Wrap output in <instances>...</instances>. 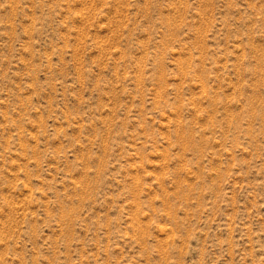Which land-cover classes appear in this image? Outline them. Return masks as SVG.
Segmentation results:
<instances>
[{
  "label": "rangeland",
  "instance_id": "rangeland-1",
  "mask_svg": "<svg viewBox=\"0 0 264 264\" xmlns=\"http://www.w3.org/2000/svg\"><path fill=\"white\" fill-rule=\"evenodd\" d=\"M0 264H264V0H0Z\"/></svg>",
  "mask_w": 264,
  "mask_h": 264
}]
</instances>
